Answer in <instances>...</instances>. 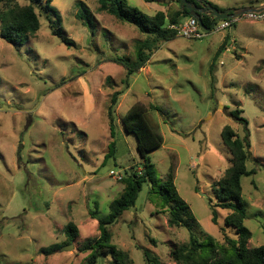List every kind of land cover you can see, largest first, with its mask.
Listing matches in <instances>:
<instances>
[{"label":"rangeland","instance_id":"1","mask_svg":"<svg viewBox=\"0 0 264 264\" xmlns=\"http://www.w3.org/2000/svg\"><path fill=\"white\" fill-rule=\"evenodd\" d=\"M45 1L37 6L41 27L22 47L0 36V264L85 261L88 252L80 246L99 235V219L124 189L111 171L141 167L137 141L121 120L136 103L146 107L149 123L163 135V145L150 153L160 180L174 167L178 193L196 219L194 233L220 243L229 211L217 208L213 222L209 200L213 184L232 165L222 129L230 125L244 135L230 114L243 110L251 141L247 166L255 170L242 178L244 223L252 232L248 246L264 244V19H241L200 39L160 42L148 63L128 76L122 65L105 58L135 59L138 41L146 37L135 25L99 10L97 0H53L62 35L74 41L68 47L52 34ZM127 1L148 14L162 10L170 16L179 8L177 0ZM208 1L220 9L264 4ZM83 6L92 28L78 18ZM226 35L230 40L220 52ZM117 91L123 92L115 107L117 152L105 161L113 140L108 110ZM150 189L145 183L136 205L111 227V242L129 252L134 264H146L144 249L161 264H175L171 252L189 241L190 232L169 225L168 209ZM70 221L79 234L66 243ZM225 233L236 238L234 229ZM55 243L65 244L54 254L41 252ZM70 244L73 248L63 249ZM99 264L116 262L107 254Z\"/></svg>","mask_w":264,"mask_h":264},{"label":"trees","instance_id":"2","mask_svg":"<svg viewBox=\"0 0 264 264\" xmlns=\"http://www.w3.org/2000/svg\"><path fill=\"white\" fill-rule=\"evenodd\" d=\"M28 1V4H20L18 0H0V36L16 48L22 47L28 38L35 35L41 27L40 16L37 12L38 1L40 0ZM52 1L46 0L43 8L47 18H49L52 34L60 38L68 47H72L74 41L61 33L60 14L52 5ZM145 1L152 2L153 0ZM97 2L99 3V10L109 13L123 22L135 25L146 36L138 41L134 60H129L122 55H111L105 58V61L122 65L127 70L128 76L134 75L148 63L151 55L159 48L160 42L170 41L179 36L178 30L170 27L171 25L179 26L190 17L189 10L180 6V0H177L179 3L178 10L170 16L162 10L155 14H148L138 7L130 5L127 0H97ZM77 15L86 26L92 28V18L84 6ZM202 21L205 26L210 27L213 17L202 14ZM229 40L230 35H226L220 52L226 48ZM125 81L127 84L129 83L127 80ZM122 93V91L115 92L109 105L108 117L113 140L109 145V152L105 156V161L112 156L115 157L117 152L116 134L118 132L115 107ZM153 107L158 109L156 105ZM242 112L243 110L236 109L232 110L230 114L243 126L244 135H240L230 125H226L222 129V141L232 155V165L213 184L214 198L209 200L213 222H218L217 208L229 211L224 218L222 228L225 239L223 243L218 242L211 235L199 239L194 233L196 219L188 203L178 193L174 182V167H170L165 180H160L150 153L163 145V135L158 127L149 123L146 107L136 103L124 114L121 120L124 131L134 135L137 141L141 167L137 169L136 165H132L130 170L126 169L122 173L120 180L124 183V189L118 198L110 202L109 213L99 219V235L88 239L79 248L81 252H88L82 264H99L100 257L107 254L111 255L116 264H134L129 252L112 244L111 227L119 221L127 210L136 205L145 183L151 185L149 193L153 192L158 195L157 197L161 200L158 203L160 207L168 209L169 225L185 227L190 232L189 241L175 247L171 252L175 264H264V244L256 247L248 246L252 232L244 223L247 217V208L242 196V178L252 175L255 170L248 169L247 166L251 157V141L249 121L240 115ZM157 197L153 201L155 204H157L155 202ZM226 228L234 229L236 238L227 235L225 233ZM64 231L68 236L66 243L74 242L79 234L78 226L72 221L66 224ZM152 241L154 240L152 239ZM64 244H52L42 248L41 252L46 255L54 254L62 249ZM143 252L146 264H161L150 250L144 249Z\"/></svg>","mask_w":264,"mask_h":264},{"label":"built area","instance_id":"3","mask_svg":"<svg viewBox=\"0 0 264 264\" xmlns=\"http://www.w3.org/2000/svg\"><path fill=\"white\" fill-rule=\"evenodd\" d=\"M241 19L263 20L264 10L248 11L232 19H219L215 22L213 28L210 31H206L203 27H201L198 20L194 16L188 17L179 26L171 25L170 27L176 28L178 30L179 36H182L183 38L200 39L208 35L210 32H222ZM111 174L118 179L122 178L120 171L112 170Z\"/></svg>","mask_w":264,"mask_h":264},{"label":"water","instance_id":"4","mask_svg":"<svg viewBox=\"0 0 264 264\" xmlns=\"http://www.w3.org/2000/svg\"><path fill=\"white\" fill-rule=\"evenodd\" d=\"M197 3L202 7H198ZM180 6L182 8L186 7L189 10L190 15L194 16L198 20L200 26L203 27L206 31H210L213 28L216 20L218 19H232L248 11L264 10V4L260 5L259 7L250 8L245 7L238 9H219L207 0H180ZM202 14H208L214 17L210 27L204 25L202 21ZM70 248H73V244L67 245L63 249L68 250Z\"/></svg>","mask_w":264,"mask_h":264},{"label":"flooded vegetation","instance_id":"5","mask_svg":"<svg viewBox=\"0 0 264 264\" xmlns=\"http://www.w3.org/2000/svg\"><path fill=\"white\" fill-rule=\"evenodd\" d=\"M207 1H208V0H207ZM197 5H198V7H202V6H201L200 4H198V3H197Z\"/></svg>","mask_w":264,"mask_h":264},{"label":"clouds","instance_id":"6","mask_svg":"<svg viewBox=\"0 0 264 264\" xmlns=\"http://www.w3.org/2000/svg\"><path fill=\"white\" fill-rule=\"evenodd\" d=\"M209 2V1H208ZM213 5V4H212ZM262 5V4H261ZM191 16V15H190ZM213 19H214V17H213ZM219 20V19H218ZM217 21V20H216Z\"/></svg>","mask_w":264,"mask_h":264},{"label":"crops","instance_id":"7","mask_svg":"<svg viewBox=\"0 0 264 264\" xmlns=\"http://www.w3.org/2000/svg\"><path fill=\"white\" fill-rule=\"evenodd\" d=\"M261 4H263V2Z\"/></svg>","mask_w":264,"mask_h":264}]
</instances>
